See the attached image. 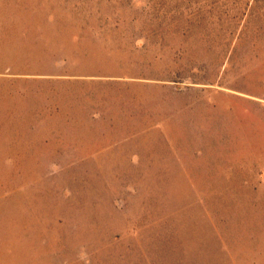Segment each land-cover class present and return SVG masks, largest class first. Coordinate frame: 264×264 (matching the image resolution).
I'll list each match as a JSON object with an SVG mask.
<instances>
[{
  "label": "rangeland",
  "instance_id": "obj_1",
  "mask_svg": "<svg viewBox=\"0 0 264 264\" xmlns=\"http://www.w3.org/2000/svg\"><path fill=\"white\" fill-rule=\"evenodd\" d=\"M0 264H264V0H0Z\"/></svg>",
  "mask_w": 264,
  "mask_h": 264
}]
</instances>
